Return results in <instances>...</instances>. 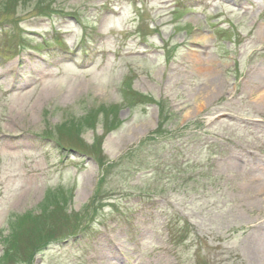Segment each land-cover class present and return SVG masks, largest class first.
I'll return each mask as SVG.
<instances>
[{
    "label": "rangeland",
    "instance_id": "obj_1",
    "mask_svg": "<svg viewBox=\"0 0 264 264\" xmlns=\"http://www.w3.org/2000/svg\"><path fill=\"white\" fill-rule=\"evenodd\" d=\"M263 23L264 0H0V264H264Z\"/></svg>",
    "mask_w": 264,
    "mask_h": 264
},
{
    "label": "bare ground",
    "instance_id": "obj_2",
    "mask_svg": "<svg viewBox=\"0 0 264 264\" xmlns=\"http://www.w3.org/2000/svg\"><path fill=\"white\" fill-rule=\"evenodd\" d=\"M202 33L199 32L197 34H195L194 37V43L193 44H199V42H204L205 38H199L198 40L197 37H199ZM258 37L260 39H263L264 37V23L263 25H261V27L258 30ZM201 52L198 53L197 55H195V58L193 60V64L191 67H194L196 69V72L198 75H206V71H208L207 73V77L212 76L208 82L210 89L213 87H217V85L221 84L220 82V77L219 75H217L216 71L214 70V68L212 67V64H208L211 63L212 60H208L204 57L200 56ZM209 67V69H207ZM194 73V72H191ZM191 77H193L192 75H190ZM245 80H244V88L245 90H249L251 92L252 95H257L255 96V99H258L257 101H259L258 103H263L264 104V65L262 66H257L256 69H254V67L249 68L247 73L245 74ZM44 92V91H43ZM44 94H48V91H45V93H43L40 99H44ZM256 186H257V191L260 194H264V179L261 176H256V177H252ZM262 238V243H264V230H263V234L261 235Z\"/></svg>",
    "mask_w": 264,
    "mask_h": 264
},
{
    "label": "trees",
    "instance_id": "obj_3",
    "mask_svg": "<svg viewBox=\"0 0 264 264\" xmlns=\"http://www.w3.org/2000/svg\"><path fill=\"white\" fill-rule=\"evenodd\" d=\"M161 116H162V119H161V123H163L164 122V118H165V115H164V113L162 112V114H161ZM143 144V143H142ZM142 144H139V146H137L135 149H132L129 153H128V155H127V157L129 158V157H134L140 150H141V148L143 147V145ZM127 157H124L123 158V160H125V159H127ZM41 208H42V206H41ZM43 209V208H42ZM44 210V209H43ZM43 210H41V212H43Z\"/></svg>",
    "mask_w": 264,
    "mask_h": 264
}]
</instances>
